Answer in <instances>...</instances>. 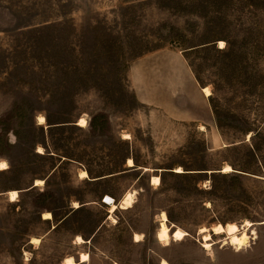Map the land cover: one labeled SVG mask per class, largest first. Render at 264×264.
<instances>
[{
    "label": "rangeland",
    "instance_id": "obj_1",
    "mask_svg": "<svg viewBox=\"0 0 264 264\" xmlns=\"http://www.w3.org/2000/svg\"><path fill=\"white\" fill-rule=\"evenodd\" d=\"M161 50L211 89L210 126L137 99L131 67ZM3 161L0 264H264V0H0ZM163 213L185 241L159 242ZM247 222L246 250L213 232Z\"/></svg>",
    "mask_w": 264,
    "mask_h": 264
},
{
    "label": "crops",
    "instance_id": "obj_2",
    "mask_svg": "<svg viewBox=\"0 0 264 264\" xmlns=\"http://www.w3.org/2000/svg\"><path fill=\"white\" fill-rule=\"evenodd\" d=\"M130 80L141 104L162 111L174 121L207 126L214 121L204 88L179 52L161 50L141 58L132 65Z\"/></svg>",
    "mask_w": 264,
    "mask_h": 264
},
{
    "label": "bare ground",
    "instance_id": "obj_3",
    "mask_svg": "<svg viewBox=\"0 0 264 264\" xmlns=\"http://www.w3.org/2000/svg\"><path fill=\"white\" fill-rule=\"evenodd\" d=\"M220 48L224 49L225 48V42H220ZM204 94L206 97L210 98L213 96V93L209 87H206L203 89ZM39 123L40 125H45L47 123V120L44 116L39 117ZM80 127H87L88 122L85 118L81 119L79 122ZM204 130V129H203ZM40 153H43V149L40 148ZM127 165L129 168H135L136 164L133 159H128ZM8 163L3 161L0 164V169L1 171L8 170ZM149 171L148 169H146ZM145 170V171H146ZM233 168L231 166L225 167L223 172L225 174H229L233 172ZM179 173H184L183 169H179ZM81 178L83 179H90V176L87 171H82L80 174ZM44 184V181L39 180L37 181V186H42ZM152 184L153 186H160L161 185V178L160 177H153L152 178ZM11 202H17L19 198V193L17 191H11L9 193ZM134 199H135V194L134 192H129L123 201L121 202L120 205L117 204V201L109 197L108 202L110 203V213L114 214L117 212L119 209H129L133 206L134 204ZM77 205V204H76ZM77 208V207H76ZM112 217V216H111ZM161 217V224L159 231L157 233V239L159 240L160 243H162L165 246H170L172 241L175 242H183L186 240L188 237V233L183 231L182 229H176L174 231L171 230L169 227V217L166 213H163ZM53 219V216L51 213H45L44 214V220L50 221ZM113 219V218H112ZM213 232L215 235H224L226 234L228 238L225 241V245L231 244L234 247L237 246L239 251L244 250L245 248H248L253 240H257L258 235L257 232L253 229V224L250 222L246 223V226L243 228V232L241 231L240 227L237 224H229L228 226H223V225H218ZM200 234L203 235V242L204 245H202L205 249L211 250L212 247L214 246L213 241V236L211 233H209V230L207 229H202L200 231ZM143 241L142 236L139 234L135 235V242L141 243ZM41 240L35 238L33 240V244H40ZM77 243L78 244H84L85 240L82 237L77 238ZM246 250V249H245ZM81 264H86L90 261V256L88 254H82L81 255ZM64 264H78L76 259L74 257H69L65 260ZM164 264H168L167 261H164Z\"/></svg>",
    "mask_w": 264,
    "mask_h": 264
},
{
    "label": "built area",
    "instance_id": "obj_4",
    "mask_svg": "<svg viewBox=\"0 0 264 264\" xmlns=\"http://www.w3.org/2000/svg\"><path fill=\"white\" fill-rule=\"evenodd\" d=\"M108 198H109V197L105 198V200H104V203H105L106 205H108V206H109V205H110V203L108 202ZM106 199H107V201H106Z\"/></svg>",
    "mask_w": 264,
    "mask_h": 264
},
{
    "label": "trees",
    "instance_id": "obj_5",
    "mask_svg": "<svg viewBox=\"0 0 264 264\" xmlns=\"http://www.w3.org/2000/svg\"><path fill=\"white\" fill-rule=\"evenodd\" d=\"M47 120V119H46ZM131 159V158H130ZM136 164V163H135ZM89 176H93V173L90 171L88 172Z\"/></svg>",
    "mask_w": 264,
    "mask_h": 264
},
{
    "label": "water",
    "instance_id": "obj_6",
    "mask_svg": "<svg viewBox=\"0 0 264 264\" xmlns=\"http://www.w3.org/2000/svg\"><path fill=\"white\" fill-rule=\"evenodd\" d=\"M123 173H125V172H123ZM123 173H120V174H123ZM111 177H113V176H111ZM101 179H103V178H101ZM101 179H97V180H95V181H98V180H101Z\"/></svg>",
    "mask_w": 264,
    "mask_h": 264
}]
</instances>
